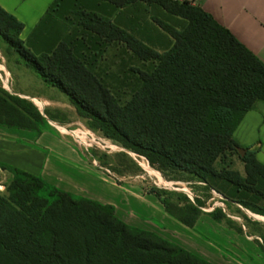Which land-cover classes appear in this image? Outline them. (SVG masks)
I'll return each instance as SVG.
<instances>
[{
    "label": "trees",
    "instance_id": "trees-1",
    "mask_svg": "<svg viewBox=\"0 0 264 264\" xmlns=\"http://www.w3.org/2000/svg\"><path fill=\"white\" fill-rule=\"evenodd\" d=\"M144 6L177 18L173 26L154 18L171 39L161 53L142 40ZM22 29L0 8V41L45 86L63 93L92 129L162 172L189 174L227 200L260 210L264 166L256 149L240 147L232 136L264 102V64L202 8L172 0H54L25 41ZM111 44L157 62L140 74L141 85L124 106L94 73L97 55ZM35 119L42 116L31 102L0 87V125L35 130ZM227 153L238 156L244 177L216 168ZM9 169L13 177L0 194V264H210L125 224L110 205L53 187L41 197L40 178ZM161 204L190 229L201 215L195 205L176 212Z\"/></svg>",
    "mask_w": 264,
    "mask_h": 264
},
{
    "label": "crops",
    "instance_id": "crops-1",
    "mask_svg": "<svg viewBox=\"0 0 264 264\" xmlns=\"http://www.w3.org/2000/svg\"><path fill=\"white\" fill-rule=\"evenodd\" d=\"M53 1L0 0V8L23 25L19 38L25 41ZM192 5L202 8L264 64V0H193ZM3 77L9 92L2 89L8 94L41 107L50 104L46 98L13 89L12 74L4 63L0 64L1 82ZM38 80L41 88L44 84ZM232 137L240 147L256 149L255 159L264 166V102H257L243 116ZM84 164L67 139L51 129L37 132L0 125V167L23 171L65 193L110 205L125 224L151 232L210 264H264V251L255 239L216 222L209 213L187 228L151 195L133 192L131 186L117 189ZM4 176L0 173V182ZM173 231L187 238H176Z\"/></svg>",
    "mask_w": 264,
    "mask_h": 264
},
{
    "label": "rangeland",
    "instance_id": "rangeland-1",
    "mask_svg": "<svg viewBox=\"0 0 264 264\" xmlns=\"http://www.w3.org/2000/svg\"><path fill=\"white\" fill-rule=\"evenodd\" d=\"M144 7L146 13L142 15V19H145V22L139 24L142 28V40L148 41L150 49L161 53L166 46L170 45L171 39L159 28L154 18L172 26L177 18L170 17L156 8ZM72 32L77 36L82 34L80 28L74 27ZM0 57V64H6L12 74L13 89L46 98L50 102L49 105L42 107L34 105L40 115L45 116L41 120H33L34 129L37 132L51 129L61 134L67 139L69 146L83 158L85 166H88L91 171L98 172L101 178L116 185L117 189L131 186L133 192L143 196L151 195L162 207L161 202H164L176 212L177 209L185 210L189 205L197 206L201 215L216 212L219 218H223L220 221L222 225L255 239L264 251V201L258 203L260 210L248 209L227 200L189 174L175 171L162 172L156 166H151L144 157L134 154L92 129L86 120L77 115L73 105L63 93L43 84H40L43 85L40 88L37 84L38 78L1 41ZM156 64L155 60H141L123 46L111 44L105 48L104 53L97 55L94 73L116 98L119 105L124 106L139 89L140 74L150 73ZM2 80L4 82L0 79V87L9 92L5 77ZM47 120L51 122V125ZM216 168L235 170L241 177L245 176L243 164L235 154L224 155L216 163ZM0 173L6 178L0 182V194L3 195L13 176L12 171L7 167H0ZM45 185L40 196L48 198L52 186L46 183ZM153 189L160 193L159 199L152 194ZM70 195L83 198L79 193ZM181 216L190 217L191 214L185 212ZM172 223L176 225V222ZM158 227L164 229L163 226L158 225ZM179 234L172 232L176 238H181L182 234L180 236ZM186 238L183 237L184 240Z\"/></svg>",
    "mask_w": 264,
    "mask_h": 264
},
{
    "label": "water",
    "instance_id": "water-1",
    "mask_svg": "<svg viewBox=\"0 0 264 264\" xmlns=\"http://www.w3.org/2000/svg\"><path fill=\"white\" fill-rule=\"evenodd\" d=\"M237 152L240 155V157H243L244 154H245V150L244 149H238Z\"/></svg>",
    "mask_w": 264,
    "mask_h": 264
},
{
    "label": "built area",
    "instance_id": "built-area-1",
    "mask_svg": "<svg viewBox=\"0 0 264 264\" xmlns=\"http://www.w3.org/2000/svg\"><path fill=\"white\" fill-rule=\"evenodd\" d=\"M178 1H180V2H188V3H191L192 4V1L193 0H178Z\"/></svg>",
    "mask_w": 264,
    "mask_h": 264
}]
</instances>
